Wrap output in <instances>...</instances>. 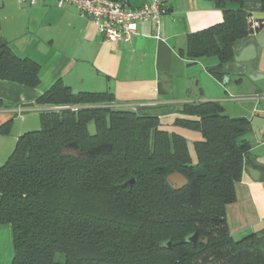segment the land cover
<instances>
[{
  "label": "trees",
  "instance_id": "1",
  "mask_svg": "<svg viewBox=\"0 0 264 264\" xmlns=\"http://www.w3.org/2000/svg\"><path fill=\"white\" fill-rule=\"evenodd\" d=\"M212 1L223 22L189 35L187 54L217 57L208 71L223 83L236 49L264 31V20L245 0ZM40 79L39 63L0 41V80L36 88ZM113 102L110 93H73L61 80L37 99L77 110H42L41 128L23 134L0 166V224L13 228L12 264H264L263 233L235 240L227 220L252 154L251 121L226 115L217 101L136 110ZM164 114L201 133L197 163L186 138L163 127ZM173 173L188 185L173 188ZM194 234L196 246L183 243Z\"/></svg>",
  "mask_w": 264,
  "mask_h": 264
},
{
  "label": "crops",
  "instance_id": "2",
  "mask_svg": "<svg viewBox=\"0 0 264 264\" xmlns=\"http://www.w3.org/2000/svg\"><path fill=\"white\" fill-rule=\"evenodd\" d=\"M146 1L129 0L133 7ZM161 1L168 13L160 27L142 22L129 42L116 43L102 39L95 25L72 6L58 8L54 0L36 6L21 4L20 0H0V41H6L17 56L32 59L41 66L36 88L0 80V166L7 162L23 134L38 129L41 111L51 107L39 105L37 99L59 80L76 94L110 93L116 105L154 108L208 101L222 103L218 90L222 82L208 71L219 64L218 58L192 61L187 47L189 35L223 22V10L212 0ZM244 9L254 19L264 20L263 0H245ZM259 68L264 72V49ZM245 79L250 80L232 73L227 83ZM250 81L253 85L247 95L261 105L264 80ZM245 118L252 124L255 118L264 120V114L257 112ZM250 134V158L264 166V157L260 159L253 154L264 143V125L262 138L256 137L253 127ZM236 192V203L228 206L232 208L227 219L232 236L246 230L264 234V183L253 181L244 170ZM237 218L241 222L252 220L238 226ZM14 257L13 228L0 224V264H12Z\"/></svg>",
  "mask_w": 264,
  "mask_h": 264
},
{
  "label": "built area",
  "instance_id": "3",
  "mask_svg": "<svg viewBox=\"0 0 264 264\" xmlns=\"http://www.w3.org/2000/svg\"><path fill=\"white\" fill-rule=\"evenodd\" d=\"M46 0H20L21 4L36 6ZM58 8L74 7L96 27L98 35L107 41L127 43L136 34L142 22H153L158 27L168 8L161 0H147L138 7L129 0H54ZM142 105H120L136 110ZM52 109H73L77 107H54Z\"/></svg>",
  "mask_w": 264,
  "mask_h": 264
},
{
  "label": "rangeland",
  "instance_id": "4",
  "mask_svg": "<svg viewBox=\"0 0 264 264\" xmlns=\"http://www.w3.org/2000/svg\"><path fill=\"white\" fill-rule=\"evenodd\" d=\"M251 85H253V82L247 79H245L243 82H240V83H237L236 81L233 80L230 83H227L226 85H224L223 83L219 85V88H218L219 94H220L219 100H222L221 104L223 105L225 109L226 115L237 118V117H250V116L257 114V112L260 114H264L263 113L264 112V102H262V104L259 105L260 101L249 99V95H247V91L248 93H251L250 91ZM51 108H54V106H52ZM175 118L176 117L170 114H165V115H162L160 119L163 124V127L167 131H169L170 133L176 132L186 138L188 142L192 161L193 163H197V155L195 152L194 143L196 141H200L202 139V135L198 130L191 129L184 125L176 124ZM40 128H41V124L36 130H39ZM89 131L91 134L95 133L94 124H90ZM250 136L251 134L249 133L247 135V138ZM256 137L258 138L257 135ZM253 154L260 156V159H262L264 157V143H260L254 149ZM231 211H232V208L227 207V219H228V212L230 213ZM248 220L251 221L252 219L248 218ZM248 220L243 219L242 222L241 220L240 221L238 220L239 222L238 226L240 224L244 226L246 222H248ZM249 234H251V231L246 230L243 233L234 235V239L240 240Z\"/></svg>",
  "mask_w": 264,
  "mask_h": 264
},
{
  "label": "water",
  "instance_id": "5",
  "mask_svg": "<svg viewBox=\"0 0 264 264\" xmlns=\"http://www.w3.org/2000/svg\"><path fill=\"white\" fill-rule=\"evenodd\" d=\"M264 49V31L243 41L234 53V60L232 63L226 65V76L224 77V84L229 81L230 74H239L248 77L250 80L257 82L264 80V72L259 68L261 51ZM264 125V120L255 118L252 120V127L258 139L262 138L261 130ZM245 171L250 178L255 182L264 183V166L257 165L250 157L246 159ZM167 181L175 189H183L188 185V180L181 173H173L167 177ZM134 180L130 181L133 184ZM198 235L194 234L183 240V243L192 244L196 246ZM260 242L264 247V234L260 237ZM167 247H172V242L167 243Z\"/></svg>",
  "mask_w": 264,
  "mask_h": 264
}]
</instances>
